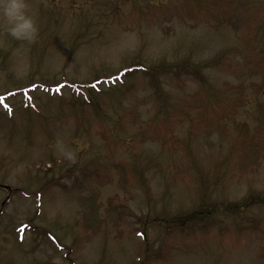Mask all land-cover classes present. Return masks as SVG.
<instances>
[{
  "label": "rangeland",
  "instance_id": "obj_1",
  "mask_svg": "<svg viewBox=\"0 0 264 264\" xmlns=\"http://www.w3.org/2000/svg\"><path fill=\"white\" fill-rule=\"evenodd\" d=\"M12 2L0 264H264V0Z\"/></svg>",
  "mask_w": 264,
  "mask_h": 264
},
{
  "label": "trees",
  "instance_id": "obj_2",
  "mask_svg": "<svg viewBox=\"0 0 264 264\" xmlns=\"http://www.w3.org/2000/svg\"><path fill=\"white\" fill-rule=\"evenodd\" d=\"M169 68H170V66H169ZM133 67H132V70H131V72L133 71ZM145 69L146 68H141L140 70H144L145 71ZM161 67H159V66H157L156 68H154V69H147L146 70V72L148 73V74H150V75H152L153 77H157V76H159L160 75V73H161ZM127 71L125 70L123 73H126ZM82 174V173H81ZM41 176H39V177H36V179H35V182H39V184L41 183V184H43L42 185V188H40V189H37V190H41V191H44V190H46L47 189V186L48 185H50L51 183H53V181L51 182V178L49 179H45L44 180V178H42ZM53 185V184H52ZM54 187H56V186H58L57 188H59V187H62L63 188V185H61V184H56V186L55 185H53ZM255 200H260V201H264V197H261V196H259V195H257V194H253V195H248V196H246V197H243L242 198V200H240L239 202H237L236 204H232L233 206H234V210L235 211H240V210H243V208H241V207H245L246 205H250V204H253V203H255L256 201ZM219 207V206H218ZM222 207H225L224 205L222 206ZM220 208V207H219ZM214 209H211V210H209V209H207L206 208V210H205V212H198V213H195V211L193 212V214L191 215V216H187V215H189V214H185V215H183V214H180V215H178L177 217H167V218H165V217H160V218H154V219H152V221H161L160 223H162L163 225H165L166 227H170V228H173L174 227V225L172 224V223H174L172 220L173 219H181L180 221H178L179 222V224H181L179 227H185V226H187L188 225V223H195V222H198L197 224H201L202 222L203 223H205L206 221H204L205 219H206V216L208 215V214H210L212 211H213ZM119 218L120 217H122V214L121 213H119V216H118ZM200 221H202V222H200ZM197 224H194V225H197ZM144 250L145 251H143V261L142 262H140L139 264H143L144 262H145V260L146 259H149L148 257H149V255L151 254V249L149 248V244L147 243V242H145V244H144ZM153 253V252H152Z\"/></svg>",
  "mask_w": 264,
  "mask_h": 264
},
{
  "label": "clouds",
  "instance_id": "obj_3",
  "mask_svg": "<svg viewBox=\"0 0 264 264\" xmlns=\"http://www.w3.org/2000/svg\"><path fill=\"white\" fill-rule=\"evenodd\" d=\"M21 7H22V4L18 3L17 0H13V2L10 3L6 7L5 12L10 18H19L17 13H18L19 8H21ZM22 27H23V25H22Z\"/></svg>",
  "mask_w": 264,
  "mask_h": 264
}]
</instances>
